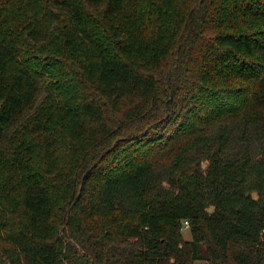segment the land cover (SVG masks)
<instances>
[{"label": "trees", "instance_id": "1", "mask_svg": "<svg viewBox=\"0 0 264 264\" xmlns=\"http://www.w3.org/2000/svg\"><path fill=\"white\" fill-rule=\"evenodd\" d=\"M200 260L264 264V0H0V264Z\"/></svg>", "mask_w": 264, "mask_h": 264}, {"label": "rangeland", "instance_id": "2", "mask_svg": "<svg viewBox=\"0 0 264 264\" xmlns=\"http://www.w3.org/2000/svg\"><path fill=\"white\" fill-rule=\"evenodd\" d=\"M59 155H60L59 158L62 161H66L68 158V155L65 154L63 151H60ZM183 234L187 240H190L192 238L189 223L187 221H184L183 223ZM196 264H209V263L206 261L200 260V261H197Z\"/></svg>", "mask_w": 264, "mask_h": 264}, {"label": "water", "instance_id": "3", "mask_svg": "<svg viewBox=\"0 0 264 264\" xmlns=\"http://www.w3.org/2000/svg\"><path fill=\"white\" fill-rule=\"evenodd\" d=\"M85 264H90L89 262H86Z\"/></svg>", "mask_w": 264, "mask_h": 264}]
</instances>
